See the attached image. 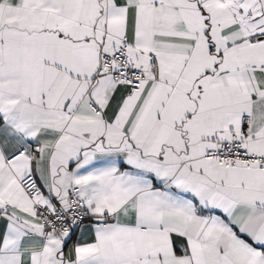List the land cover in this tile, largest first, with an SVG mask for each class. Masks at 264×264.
Segmentation results:
<instances>
[{
	"label": "snow or ice",
	"instance_id": "1",
	"mask_svg": "<svg viewBox=\"0 0 264 264\" xmlns=\"http://www.w3.org/2000/svg\"><path fill=\"white\" fill-rule=\"evenodd\" d=\"M0 264H264V0H0Z\"/></svg>",
	"mask_w": 264,
	"mask_h": 264
}]
</instances>
